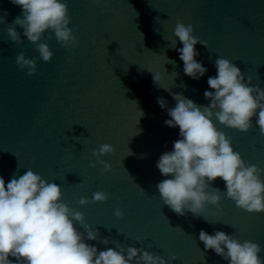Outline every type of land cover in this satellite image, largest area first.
I'll list each match as a JSON object with an SVG mask.
<instances>
[{"label": "water", "instance_id": "95a60500", "mask_svg": "<svg viewBox=\"0 0 264 264\" xmlns=\"http://www.w3.org/2000/svg\"><path fill=\"white\" fill-rule=\"evenodd\" d=\"M68 7L78 46L65 49L46 32L42 42L53 52L50 62L38 58L26 37L23 44L11 42L8 25H0V176L7 183L14 173L32 170L58 184L63 202L98 229V239L86 241L98 250L119 244L166 260L178 257L171 264H228L205 250L201 230L224 231L264 248V213H248L222 193L219 207L208 205L203 213L219 222L208 223L191 213L175 214L156 188L166 178L157 161L179 138L178 127L165 126L170 117L158 97L168 108L175 107L173 93L209 104L204 92L211 90L207 79L216 75L217 57L235 63L246 81L252 78L251 86L264 90V0H68ZM3 11L9 24L21 13L9 0H0ZM177 21L191 24L193 34L208 44L196 45V59L208 69L199 80L184 74ZM20 53L38 58L34 75L17 66ZM213 122L232 138L246 164L264 169V135L255 118L248 132ZM102 144L114 148L100 157L111 165L108 172L99 163L90 167ZM212 187L226 191L221 179ZM96 191L107 193L108 200L79 204L81 197L91 201ZM116 208L123 218L114 215ZM260 255L264 258V251Z\"/></svg>", "mask_w": 264, "mask_h": 264}, {"label": "clouds", "instance_id": "9594fccd", "mask_svg": "<svg viewBox=\"0 0 264 264\" xmlns=\"http://www.w3.org/2000/svg\"><path fill=\"white\" fill-rule=\"evenodd\" d=\"M9 2L21 9L10 24L9 13L0 14V25H8L6 31L11 42L23 44L22 37H26L44 62H50L53 57L48 43L42 42L46 32L54 33L65 49L78 46L77 37L69 27L68 0ZM193 33L191 24L177 21L174 35L183 45L176 50L183 61L184 74L199 80L208 69L196 59L200 55L196 45L208 48V44ZM51 38V35L47 37ZM38 58L29 59L20 53L16 64L27 69L28 75H34ZM214 66L216 75L207 79L211 90L204 92L209 104L199 105L182 93H173L176 104L168 108L164 98H157L170 117L165 126L179 128V138L173 142L172 150L165 151L156 164L160 174L166 177L156 185L160 199L178 216L191 213L208 223L219 222L208 220L203 213L208 205L219 207L222 193L248 213H264V179H261L264 169L246 164L241 154L234 151L232 138L219 131L213 122L215 119L228 128L248 132L255 118L260 134L264 135V90L251 86L252 78L249 76L246 81L241 69L229 59L217 57ZM159 79V75L153 76L156 85ZM113 152L112 145L102 144L94 150L97 159L90 161V167L99 163L105 172L110 171L111 165L100 157ZM217 179L224 182L226 191L212 187ZM108 198L104 191H96L91 201L81 197L79 204L103 203ZM114 215L123 218L124 212L116 208ZM98 236V229L86 223L83 213L63 202L61 187L55 182H48L32 170L18 177L14 173L7 183L0 176V264H171L178 259L172 256L166 260L143 248L125 249L119 244L98 250L86 242L95 241ZM199 240L206 251H213L228 264H264L260 255L264 248L251 240L241 242L220 230H214L213 234L201 230ZM100 242L107 245L109 240L103 238Z\"/></svg>", "mask_w": 264, "mask_h": 264}]
</instances>
